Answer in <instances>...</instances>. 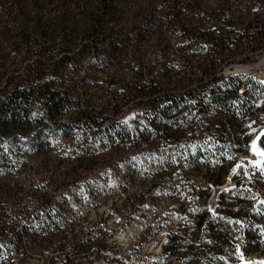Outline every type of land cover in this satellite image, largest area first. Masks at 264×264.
I'll list each match as a JSON object with an SVG mask.
<instances>
[{"label":"trees","instance_id":"trees-1","mask_svg":"<svg viewBox=\"0 0 264 264\" xmlns=\"http://www.w3.org/2000/svg\"><path fill=\"white\" fill-rule=\"evenodd\" d=\"M262 52L264 0H0V264H117L103 216L69 221L82 182L96 197L97 172L185 147L206 174L195 201L176 202L185 220L164 234L162 264L207 250L212 264H238L240 241L247 259L264 256V208L241 168L207 209L264 90L224 68ZM162 174L135 205L169 182Z\"/></svg>","mask_w":264,"mask_h":264},{"label":"rangeland","instance_id":"rangeland-1","mask_svg":"<svg viewBox=\"0 0 264 264\" xmlns=\"http://www.w3.org/2000/svg\"><path fill=\"white\" fill-rule=\"evenodd\" d=\"M263 60L264 52L249 56L248 60H244L242 56L237 57L224 68V74L230 75L229 71L232 69L234 72L232 75H245L264 87V79L241 70V67L256 65ZM253 108L254 114L251 115L250 120L255 121L256 128L252 122L250 123L253 127L247 122L250 141L242 147L240 152L229 150L231 153L227 160L230 163H234L235 159L237 161L227 176L226 182L230 175L233 176L241 168L239 180L258 190L256 204L264 208V144L261 142L264 134V90L253 103ZM131 116L133 114L127 119ZM197 120L205 121L206 119L197 118ZM186 153H189L186 148L165 150L144 158L140 157L133 164L122 163L115 170L107 168L90 176L87 180L90 181V185L95 184L97 189L95 193L98 195L90 198L84 192L87 187L86 180L83 181L81 191L75 196L69 221L84 218L83 227L90 228L100 216H103L106 219V227L114 236L115 249L119 253L117 264H162L164 234L175 229L180 221L185 220V217H181L178 212L175 213L176 202L182 201L185 197L187 200L195 201L196 196L192 190L197 185L204 184L206 170L204 168L200 171L192 169L191 164L186 162ZM171 156L175 158L169 159ZM204 158L206 162H209L207 156ZM170 161H173L171 165L177 168L176 171L167 175L162 174L161 170ZM131 169L134 170V178H130ZM161 174L169 178V182L163 185L154 198L148 199L144 204L135 205L134 201L138 195L144 196L142 190L145 186L150 185L152 180L160 177ZM30 177L33 175H24L23 181L24 179L27 181ZM207 209L209 210L208 202ZM215 213L216 210L213 214ZM262 239L261 249H264V236ZM203 243L205 246L208 245L207 236ZM239 249L242 250L241 241L237 246L238 252ZM239 255L241 259L238 264H264L263 255H253L249 259L242 252ZM186 258H180L173 264H212L219 260V257L214 256L209 250L202 254L198 262H194L191 255ZM220 259L225 264L230 261L229 255L226 254ZM33 260L35 261V258Z\"/></svg>","mask_w":264,"mask_h":264},{"label":"water","instance_id":"water-1","mask_svg":"<svg viewBox=\"0 0 264 264\" xmlns=\"http://www.w3.org/2000/svg\"><path fill=\"white\" fill-rule=\"evenodd\" d=\"M229 73H230V75L234 74L232 69L229 71ZM235 73H237V71H235ZM235 187H236V184H234V186H233V185L229 184L228 182H226L223 185H218V186L213 187L212 194L208 200L209 211L213 213L217 209L218 201L220 199V195L223 192H227V191H229ZM241 187L242 188L248 187V184L246 182H243Z\"/></svg>","mask_w":264,"mask_h":264},{"label":"bare ground","instance_id":"bare-ground-1","mask_svg":"<svg viewBox=\"0 0 264 264\" xmlns=\"http://www.w3.org/2000/svg\"><path fill=\"white\" fill-rule=\"evenodd\" d=\"M240 70V69H239ZM242 72L245 73H252L254 75H256L257 77H259L260 79H264V60L256 65H251V66H247V67H241ZM257 107V106H256ZM252 131V130H251ZM230 133V132H229ZM236 142V141H235ZM186 148V147H185ZM180 149V148H179ZM184 151V150H183ZM187 154V153H186ZM175 155V154H174ZM234 173V171H233ZM232 173V174H233ZM232 175L229 176L228 178V183L234 186V182L231 180ZM242 250L239 249V253H241Z\"/></svg>","mask_w":264,"mask_h":264},{"label":"built area","instance_id":"built-area-1","mask_svg":"<svg viewBox=\"0 0 264 264\" xmlns=\"http://www.w3.org/2000/svg\"><path fill=\"white\" fill-rule=\"evenodd\" d=\"M232 178V177H231ZM218 204H219V201H218Z\"/></svg>","mask_w":264,"mask_h":264}]
</instances>
